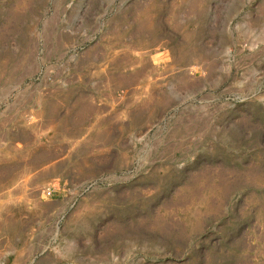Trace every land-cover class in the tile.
Wrapping results in <instances>:
<instances>
[{
	"label": "rangeland",
	"instance_id": "rangeland-1",
	"mask_svg": "<svg viewBox=\"0 0 264 264\" xmlns=\"http://www.w3.org/2000/svg\"><path fill=\"white\" fill-rule=\"evenodd\" d=\"M0 264H264V0H0Z\"/></svg>",
	"mask_w": 264,
	"mask_h": 264
},
{
	"label": "built area",
	"instance_id": "built-area-1",
	"mask_svg": "<svg viewBox=\"0 0 264 264\" xmlns=\"http://www.w3.org/2000/svg\"><path fill=\"white\" fill-rule=\"evenodd\" d=\"M43 192H44L45 195L50 194V192H51L50 186L49 185H45L44 188H43Z\"/></svg>",
	"mask_w": 264,
	"mask_h": 264
}]
</instances>
